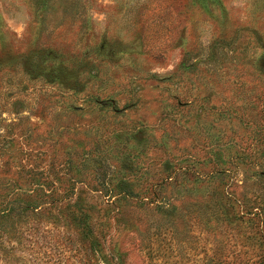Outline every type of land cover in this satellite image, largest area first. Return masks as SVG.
<instances>
[{
	"label": "rangeland",
	"instance_id": "obj_1",
	"mask_svg": "<svg viewBox=\"0 0 264 264\" xmlns=\"http://www.w3.org/2000/svg\"><path fill=\"white\" fill-rule=\"evenodd\" d=\"M0 264H264V0H0Z\"/></svg>",
	"mask_w": 264,
	"mask_h": 264
},
{
	"label": "trees",
	"instance_id": "obj_2",
	"mask_svg": "<svg viewBox=\"0 0 264 264\" xmlns=\"http://www.w3.org/2000/svg\"><path fill=\"white\" fill-rule=\"evenodd\" d=\"M73 212H74V217L76 218V220L77 221H80V220H82L81 218H87V217H89L88 216V214L86 215V216H84V217H82L83 215H84V211H85V209H77L75 206L71 209ZM87 213V212H86ZM81 217V218H80ZM84 233H82V236H84L83 235ZM88 236H89V234L88 233H86L85 234V237H86V239H84V238H82V240L83 241H87V242H89V238H88Z\"/></svg>",
	"mask_w": 264,
	"mask_h": 264
}]
</instances>
